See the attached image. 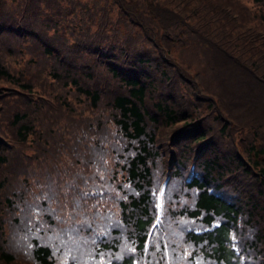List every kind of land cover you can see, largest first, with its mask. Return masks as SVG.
<instances>
[{"label": "trees", "instance_id": "16d2710c", "mask_svg": "<svg viewBox=\"0 0 264 264\" xmlns=\"http://www.w3.org/2000/svg\"><path fill=\"white\" fill-rule=\"evenodd\" d=\"M240 1L0 0V264H264V0Z\"/></svg>", "mask_w": 264, "mask_h": 264}, {"label": "rangeland", "instance_id": "374dc122", "mask_svg": "<svg viewBox=\"0 0 264 264\" xmlns=\"http://www.w3.org/2000/svg\"><path fill=\"white\" fill-rule=\"evenodd\" d=\"M242 3H246L245 5H252L253 2L251 0H243L240 1ZM237 3V2H236ZM250 8V6H248ZM175 56H177L178 58L181 57L182 60H187L189 62L192 61L195 64V72L199 73L201 71H206L205 75H202L201 78L206 77V76H210L209 71L206 69L207 68V64L206 62L203 61V59L201 58L202 56H200V54H198L197 50L194 52L192 51V53L188 52L187 50H179L175 52Z\"/></svg>", "mask_w": 264, "mask_h": 264}]
</instances>
